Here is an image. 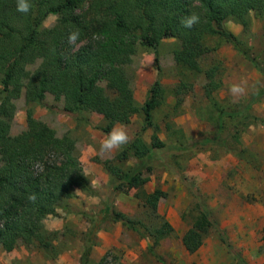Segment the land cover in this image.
<instances>
[{"label":"rangeland","instance_id":"obj_1","mask_svg":"<svg viewBox=\"0 0 264 264\" xmlns=\"http://www.w3.org/2000/svg\"><path fill=\"white\" fill-rule=\"evenodd\" d=\"M58 18L49 14L43 27L54 26ZM225 26L237 36L239 47L225 37L209 36L206 42L211 49L200 60L202 72H183L174 56L181 42L178 37H167L156 51L139 46L136 54L128 57V79L121 91L101 82L109 94L119 93L128 103L139 106L129 122H116L113 127L124 126L130 139L141 133L149 143L157 131L169 144L151 162L146 173L149 180L141 186L122 184L108 169L115 164L126 172L135 163L134 159L119 160L120 148L110 155L97 153L108 133L102 114L78 111L73 102L47 87L42 88L40 102L28 104L25 92L16 99L11 133L19 134L28 127L27 109L32 106L35 117L54 128L57 135L74 138L81 174L92 184L94 193L75 189L71 197L61 200L55 215L45 218V234L35 243L22 244L12 251L0 249V264H79L85 235L91 228L95 244L89 264L101 260L107 264H238L235 254L248 264H264V124H243L246 111L225 118L221 131L225 144L199 142L218 133L216 119L221 108H239L264 88V13L251 12L248 27L234 19L227 20ZM41 60L32 58L26 67L28 76ZM213 65L218 66L215 79L219 87H213L209 97L205 86L210 80L205 70ZM158 77L166 90L163 103L153 112L154 126L158 127L143 129L145 114L141 106ZM182 80L192 89L177 95ZM233 83H246V96L239 103L232 102L229 89ZM249 111L264 118V97ZM238 127L242 130L237 137ZM157 189L162 190V196L157 205H151L148 199ZM199 200L209 207L226 241L217 231H211L200 248L190 252L183 236L200 213ZM108 208L138 221L146 235L114 219ZM166 221L173 230L155 244L150 229Z\"/></svg>","mask_w":264,"mask_h":264},{"label":"trees","instance_id":"obj_2","mask_svg":"<svg viewBox=\"0 0 264 264\" xmlns=\"http://www.w3.org/2000/svg\"><path fill=\"white\" fill-rule=\"evenodd\" d=\"M31 3V11L24 14L16 10V0H0V249L5 251L35 243L45 234V218L55 215L61 200L71 197L75 189L94 193L92 184L81 174L74 138L57 135L54 128L35 117L32 106L27 109L28 127L19 134L11 133L16 99L25 92L28 104L40 102L42 88L47 87L73 102L78 111L102 114L106 121L104 130L109 132L116 122H129L139 106L128 103L119 93L109 94L101 82L106 81L116 91H121L128 79L127 59L136 54L139 46L156 51L164 38L178 37L181 44L175 51V59L183 72L190 70L196 74L204 71L200 60L211 49L206 42L209 36L225 37L239 47L237 36L225 22L234 19L248 27L251 12L264 13V0H31ZM192 13L200 17V23L191 29L184 28L181 19ZM49 14L59 15L58 21L52 27H43ZM72 31L80 33L76 42L81 43L78 48L67 43ZM35 56L42 59L41 63L28 76L26 67ZM216 71L217 65L205 70L210 80L205 86L209 97H212L213 87H219ZM188 89L192 86L182 80L176 94L181 95ZM165 96L166 90L158 77L141 106L145 114L143 129L155 125L153 112ZM262 97L264 88L254 92L239 108H221L216 119L218 133L205 136L199 142L225 144L226 139L221 136L225 118L246 111L243 124H264V118L249 111ZM241 130L236 128L237 137ZM166 147L169 144L157 131L151 143L138 133L121 146L117 155L122 161L134 159L131 169L122 172L115 164L108 169L122 184L141 186L149 180L146 173L151 162ZM162 193L157 189L148 199L150 204L157 205ZM198 207L200 213L183 236L190 252L197 251L211 231H217L226 239L209 207L201 200ZM108 209L114 219L146 235L138 221ZM89 217L94 222V217ZM150 230L158 244L173 228L166 221ZM94 237L91 228L85 235L79 264H89ZM235 259L238 264H248L240 254H235ZM97 264L107 263L101 260Z\"/></svg>","mask_w":264,"mask_h":264},{"label":"clouds","instance_id":"obj_3","mask_svg":"<svg viewBox=\"0 0 264 264\" xmlns=\"http://www.w3.org/2000/svg\"><path fill=\"white\" fill-rule=\"evenodd\" d=\"M32 9L31 0H16V10L20 13L28 14ZM200 23V17L192 13L187 15L181 19V25L184 28L191 29L194 25ZM80 37V33L78 31H72L68 34L67 43L70 45H75L77 40ZM149 63H145L144 66H149ZM229 92L233 98V103H239L242 98L246 96L247 87L246 83H233L230 86ZM130 140L128 131L122 125L114 126L106 136L101 139L99 143V148L97 153L99 155H110L121 148V146L126 145ZM34 199V197H32Z\"/></svg>","mask_w":264,"mask_h":264}]
</instances>
